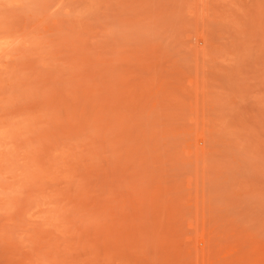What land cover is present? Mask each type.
I'll list each match as a JSON object with an SVG mask.
<instances>
[{
	"label": "rangeland",
	"instance_id": "374dc122",
	"mask_svg": "<svg viewBox=\"0 0 264 264\" xmlns=\"http://www.w3.org/2000/svg\"><path fill=\"white\" fill-rule=\"evenodd\" d=\"M0 264H264V0H0Z\"/></svg>",
	"mask_w": 264,
	"mask_h": 264
}]
</instances>
